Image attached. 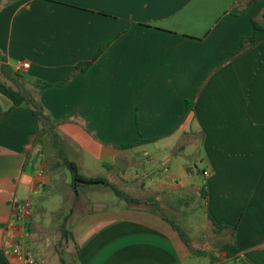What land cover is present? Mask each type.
<instances>
[{
    "label": "crops",
    "instance_id": "obj_1",
    "mask_svg": "<svg viewBox=\"0 0 264 264\" xmlns=\"http://www.w3.org/2000/svg\"><path fill=\"white\" fill-rule=\"evenodd\" d=\"M248 2L0 0V53L21 75L25 93L54 120L68 119L57 129L73 136L72 145L111 169L116 158L129 166L123 154L147 155L150 144L166 160L181 137L199 136L201 170L195 165L178 182L164 165L143 167L152 183L140 186L155 196L181 188L198 195L204 220L225 242L210 264H264V0L240 17L230 14ZM252 37L256 44L231 58ZM91 61L66 86H55ZM18 62L29 67L16 70ZM189 100L192 112L184 118ZM37 135L29 109L13 107L0 93V264L18 263L9 249L20 239L36 264H200L162 219L155 196L148 197L155 205L121 210L112 204L73 223L69 213L72 238L57 253L49 222L43 227L41 220L48 214L41 211L39 220L32 208L21 223L15 210L47 186ZM137 138L150 142L118 148ZM192 175L203 178L206 200Z\"/></svg>",
    "mask_w": 264,
    "mask_h": 264
},
{
    "label": "rangeland",
    "instance_id": "obj_2",
    "mask_svg": "<svg viewBox=\"0 0 264 264\" xmlns=\"http://www.w3.org/2000/svg\"><path fill=\"white\" fill-rule=\"evenodd\" d=\"M260 19L262 17H259L257 21ZM70 137L73 139L72 135ZM70 137L59 132L60 146L67 158L77 165L78 172L86 177L105 178L113 183L116 189L123 193L127 199L119 198L108 187L82 184L77 188L78 199L75 201V194L69 187L71 183L69 171L57 157L50 139L46 140L42 150V162H44V174L49 179L45 189H39L38 193L31 194L29 200L34 214L38 215L37 219L40 218L41 211L48 214L47 217L41 220L44 221L43 227H47L46 221L49 222L51 243L58 249L57 253L59 249L65 250L64 243L66 239L61 237L59 229L63 218L69 213L70 216L72 215L71 223H73L80 217L99 214L105 211L106 208L111 207L112 204L114 209L121 210L138 207V205L131 204L129 199L140 201L139 206H142L145 201L151 203L148 197L155 195H151L148 189L140 186L142 181L148 186L152 183L147 176L149 173H145L144 168L159 169L164 165L166 173L172 175L180 182L181 174L187 172V170L193 171L195 165L199 170L204 167L202 164L201 141L197 134H188L181 137L177 144L171 145L169 152L161 149V151L166 152L168 157L166 160H163V156L159 154V147L154 144L146 147L147 155L144 156H137L136 152L131 153L135 154L134 157H128L130 154H123L121 157L129 162V166L123 170L117 167L115 159L113 163L111 162L112 168H107L94 153L92 154L86 148L72 145ZM181 145L183 146L182 150L178 147ZM147 158L150 160H147ZM121 175L125 176L124 179H121ZM191 178L195 180V185L202 188L203 184L201 182L203 178L200 175H192ZM161 194V196H155L157 198V205L155 206L160 209L161 213L172 219L175 226L189 238V243L193 250L205 251L209 254L207 257L197 259L198 262L200 264H210V260H218L217 258L219 257H215V259L213 257L218 255L217 252L225 242L220 239L219 235L214 233L211 227L212 224L204 220L205 207L199 201L198 195L190 188H181L174 192L167 189L166 192ZM170 206L178 210L177 216L172 214V212H175L170 210ZM69 226L71 227V224ZM176 233L179 236V233ZM179 238L181 239L180 236ZM229 264L232 263L230 262Z\"/></svg>",
    "mask_w": 264,
    "mask_h": 264
},
{
    "label": "trees",
    "instance_id": "obj_3",
    "mask_svg": "<svg viewBox=\"0 0 264 264\" xmlns=\"http://www.w3.org/2000/svg\"><path fill=\"white\" fill-rule=\"evenodd\" d=\"M261 0H249V2L242 7L239 10H232L230 12L231 16L234 17H240L245 14L248 7H250L252 4H255ZM253 28L255 31H260L258 24L255 20L251 21ZM256 44V40L254 37L249 38L248 40H242L239 46L238 51L231 56V58L236 57L240 55L241 53L245 52L247 49L252 48ZM107 47V45L100 48V53L103 52V50ZM95 60V59H94ZM92 60V61H94ZM91 62H83L76 66L74 72L70 74L68 77H66L62 82L55 84L56 87H64L66 86L71 77L76 74H83L87 68L92 64ZM21 75L18 72H13V70L6 64V59L1 55L0 53V93L7 97L13 104V107H19L21 105H25L29 111L34 116L37 126H38V135L36 138V144L40 145L42 149H44L46 140L50 139L51 145L53 149L55 150L57 157L61 160L63 166L69 171V174L71 176V183H70V189L73 190L75 194V201L78 199V186L79 185H102L105 187H108L112 190V192L122 199H127L123 195V193L119 192L113 183L106 180L103 177H86L81 175L78 172L77 165L70 161L67 156L65 155L61 145V140L59 139V132L57 129V126L67 121V118H64L60 121H56L48 114V112L45 110V108L40 104L39 100L34 98L31 94L25 93V90L21 89L20 85ZM199 92V89H197V94ZM194 100L186 101V108H185V116H189L192 112V106H193ZM183 118V119H184ZM184 121V120H183ZM182 123V122H181ZM149 140H143L142 138H137L134 142L129 144H123L119 146V149H132L139 145L149 143ZM205 185L202 186V188L199 190V196L202 200H206L207 193L205 191ZM129 202L131 204L140 205V201L129 199ZM150 205H155L154 200H150ZM162 219L166 221L176 232L179 233V236L181 237L182 241L185 243V245L188 247L191 255L196 257H207L209 254L204 251L200 250H193L189 243V238L186 237L179 228H177L173 222L172 219L169 217H166L165 215H161ZM68 218H64L63 222L60 226V233L63 239H71L72 236L68 230H66L65 223L67 222ZM212 221V220H211ZM228 256V255H227ZM229 257V256H228ZM61 264H64L63 259H60Z\"/></svg>",
    "mask_w": 264,
    "mask_h": 264
},
{
    "label": "built area",
    "instance_id": "obj_4",
    "mask_svg": "<svg viewBox=\"0 0 264 264\" xmlns=\"http://www.w3.org/2000/svg\"><path fill=\"white\" fill-rule=\"evenodd\" d=\"M14 67L16 70H25L29 67V64L18 62ZM15 210L18 212L19 221L23 223L26 218H29L32 215V205L30 200L27 199L23 203L16 205ZM9 251L10 254L16 258L18 262L17 264H36L37 259L35 255L26 247V244L22 239L13 244Z\"/></svg>",
    "mask_w": 264,
    "mask_h": 264
},
{
    "label": "water",
    "instance_id": "obj_5",
    "mask_svg": "<svg viewBox=\"0 0 264 264\" xmlns=\"http://www.w3.org/2000/svg\"><path fill=\"white\" fill-rule=\"evenodd\" d=\"M115 164L117 165V167H119L122 170L127 168V164L118 158L115 159Z\"/></svg>",
    "mask_w": 264,
    "mask_h": 264
}]
</instances>
